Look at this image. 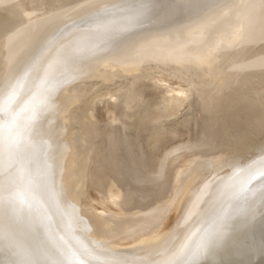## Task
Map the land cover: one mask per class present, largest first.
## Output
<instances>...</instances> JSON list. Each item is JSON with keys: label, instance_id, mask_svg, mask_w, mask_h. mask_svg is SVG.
Masks as SVG:
<instances>
[{"label": "water", "instance_id": "obj_1", "mask_svg": "<svg viewBox=\"0 0 264 264\" xmlns=\"http://www.w3.org/2000/svg\"><path fill=\"white\" fill-rule=\"evenodd\" d=\"M0 264H264V0H0Z\"/></svg>", "mask_w": 264, "mask_h": 264}]
</instances>
